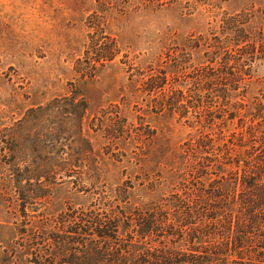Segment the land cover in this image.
I'll use <instances>...</instances> for the list:
<instances>
[{
  "label": "rangeland",
  "instance_id": "1",
  "mask_svg": "<svg viewBox=\"0 0 264 264\" xmlns=\"http://www.w3.org/2000/svg\"><path fill=\"white\" fill-rule=\"evenodd\" d=\"M263 7L264 0L202 4L181 0L163 7L153 3L146 7L135 0H0V264H35L34 257L46 253L39 243L58 231L60 216L69 209H102L121 221V237L133 233L135 212L151 210L174 194L184 195L187 186L196 182L199 160L192 148L204 134L214 139L208 155L213 163L207 164L226 163L221 175L229 180L221 183L231 191L235 173L241 175L253 154L241 135L246 129L240 127L264 130V108L257 106L264 104V60L254 65L244 98L247 107L221 130L203 129L192 122L193 114L191 124L178 114L154 113L152 97L143 92V77L137 71L147 75L151 66L168 68L167 53L173 47L187 50L192 64L202 65L206 48H190L191 38L208 36L219 30L226 13L242 11L255 13L248 29L258 36L264 30ZM96 35L115 38L120 54L93 77L82 78L76 71L78 62L85 60L86 47ZM72 91L88 103L83 129L94 151L73 173L72 165L66 172L59 161L50 159L59 154L72 160V148L77 147H72L71 137L59 140L63 147L51 143L53 132L72 136V121L66 125L54 114L49 119L25 120L28 110ZM112 119L117 122L110 129ZM8 129L14 130L9 143L3 140ZM226 153L228 159L223 158ZM37 166H43L45 175L41 184L34 175L22 180L21 186L34 198L25 200L15 172ZM209 170L206 182L217 178V170ZM222 235L218 231L216 240ZM256 243L252 241L246 259L238 264H264V249L258 247L264 243ZM168 245L186 251L184 246ZM49 253L54 256V248ZM62 258L60 252L53 263ZM234 261L240 260L230 256L220 263Z\"/></svg>",
  "mask_w": 264,
  "mask_h": 264
},
{
  "label": "trees",
  "instance_id": "2",
  "mask_svg": "<svg viewBox=\"0 0 264 264\" xmlns=\"http://www.w3.org/2000/svg\"><path fill=\"white\" fill-rule=\"evenodd\" d=\"M135 1L146 7L152 3L163 7L181 0ZM194 1L202 4L204 0ZM261 14L264 16V7ZM254 16L253 11L226 13L219 30H211L208 36H193L190 48H206V62L202 65L192 64L191 54L187 50L173 47L167 53L165 63L169 65L168 68L151 66L147 75L137 71V75L143 77V92L152 97V111L156 114H178L187 123H191L193 114L196 121L192 122H197L203 129L217 126L221 130L228 122H234L247 107L244 98L253 77L254 65L264 60V30L256 36L248 29V25L254 22ZM94 25L96 32H99L98 24ZM119 54L120 48L115 38L92 36L86 47L85 60L78 62L76 71L82 78L93 77L98 68L113 62ZM257 106L258 109L264 108L262 102ZM87 111V101L72 91L45 106L32 108L26 114V121L49 119L53 114L66 125L72 121V136L67 131L65 137L61 132L52 133L54 141L51 143L54 145L63 147L59 140L71 137L72 147H77L76 150L72 148V160L59 154L50 158L59 161L66 172L71 170L70 165L72 173L78 171L83 167V159L94 153L83 129ZM111 122L110 129L117 120L112 119ZM240 128L246 129L241 135L248 139L253 154L241 175L235 173L238 177L231 191L221 183L229 180L221 175L226 163L207 164L213 163L208 155L210 148L214 147L211 146L214 139L210 133L204 134L192 148L194 157L199 160L194 171L196 182L187 186L184 195L174 194L151 210L135 212L132 216L134 234L127 233L124 238L121 237V221L102 209H69L60 216L58 231L47 234L43 243H39L44 245L46 253L36 255L34 263L54 264L53 259L60 252H63V258L57 264H221L227 262L230 256L238 257L240 261H234L236 264L245 260L253 240L264 243V130L254 125ZM12 131H5L4 142L9 143ZM110 135L114 139L121 137L119 134ZM228 155L226 153L223 158L228 159ZM209 168L219 171L215 172L216 179L206 182V178L210 177ZM43 170V166L16 170L20 196L25 200L34 198L21 186L22 180L34 175L36 182L41 184V178L45 175ZM22 212L25 214V209ZM256 230L259 234H256ZM218 231H222L223 235L217 241L215 236ZM168 243L184 246L186 251L171 248L173 246ZM258 247L264 249L263 245ZM53 248L54 256L49 253V249Z\"/></svg>",
  "mask_w": 264,
  "mask_h": 264
}]
</instances>
